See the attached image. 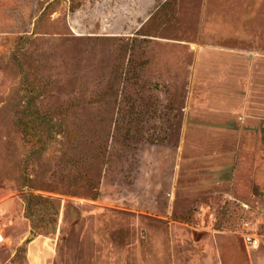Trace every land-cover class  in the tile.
Segmentation results:
<instances>
[{"label":"rangeland","instance_id":"1","mask_svg":"<svg viewBox=\"0 0 264 264\" xmlns=\"http://www.w3.org/2000/svg\"><path fill=\"white\" fill-rule=\"evenodd\" d=\"M0 224V264H264V0H0Z\"/></svg>","mask_w":264,"mask_h":264},{"label":"trees","instance_id":"2","mask_svg":"<svg viewBox=\"0 0 264 264\" xmlns=\"http://www.w3.org/2000/svg\"><path fill=\"white\" fill-rule=\"evenodd\" d=\"M35 105L36 101L29 99L17 124L29 143L44 148L57 136L60 124L52 118L40 115L35 111ZM25 204V216L34 229L52 234L59 218L58 204L51 198L30 193L25 196Z\"/></svg>","mask_w":264,"mask_h":264},{"label":"built area","instance_id":"3","mask_svg":"<svg viewBox=\"0 0 264 264\" xmlns=\"http://www.w3.org/2000/svg\"><path fill=\"white\" fill-rule=\"evenodd\" d=\"M239 235L249 249H257L261 247L262 236L260 234V224L254 219H246L242 224V228ZM7 242L6 234L0 224V245H4Z\"/></svg>","mask_w":264,"mask_h":264},{"label":"crops","instance_id":"4","mask_svg":"<svg viewBox=\"0 0 264 264\" xmlns=\"http://www.w3.org/2000/svg\"><path fill=\"white\" fill-rule=\"evenodd\" d=\"M247 249H249V248H247ZM257 249H259V248H257ZM257 249H256V250H257Z\"/></svg>","mask_w":264,"mask_h":264}]
</instances>
